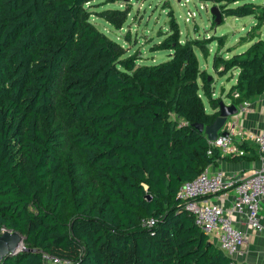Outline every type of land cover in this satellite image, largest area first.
Segmentation results:
<instances>
[{"label":"trees","instance_id":"16d2710c","mask_svg":"<svg viewBox=\"0 0 264 264\" xmlns=\"http://www.w3.org/2000/svg\"><path fill=\"white\" fill-rule=\"evenodd\" d=\"M97 1L0 0V234H19L24 248L0 264L234 262L177 198L217 161L246 158L221 157L193 126L210 125L221 102L196 55L208 56V40L182 42L173 17L153 47L167 59L139 65L89 21ZM204 1L220 25L255 19L244 51L212 58L219 77L238 70L227 95L241 106L264 93V5ZM127 15L98 12L115 29Z\"/></svg>","mask_w":264,"mask_h":264},{"label":"rangeland","instance_id":"374dc122","mask_svg":"<svg viewBox=\"0 0 264 264\" xmlns=\"http://www.w3.org/2000/svg\"><path fill=\"white\" fill-rule=\"evenodd\" d=\"M254 2L264 5V0ZM86 7L91 14L89 21L108 38L120 44L125 49L126 56L135 57L139 65L157 64L167 59L168 51H155L153 47L169 33V24L173 17L178 24L182 42L208 40L209 50L215 52L223 49L224 53L230 52V56L239 53V38L244 36L255 22L253 17H227L222 25H213L210 9L215 5L204 0H100ZM106 9L125 10L128 13L121 28L115 29L98 16V12ZM191 13L194 14L193 18ZM261 32L263 35L264 26ZM221 36H224V43L218 50V42L214 40ZM213 52L205 57L200 50H196L200 65L204 66L207 62L210 72ZM232 73L230 71L218 79H222L225 87L229 86L228 89L233 85ZM217 89L219 91V83Z\"/></svg>","mask_w":264,"mask_h":264},{"label":"built area","instance_id":"2783aa9c","mask_svg":"<svg viewBox=\"0 0 264 264\" xmlns=\"http://www.w3.org/2000/svg\"><path fill=\"white\" fill-rule=\"evenodd\" d=\"M191 14L193 18L194 14ZM233 96L237 98L238 93ZM242 105L247 107L248 102ZM221 132H226V135L219 134L214 141H209L211 148L217 149L221 157L240 158L246 155L243 146L252 144L259 155V167L251 176L236 179L222 171H212L209 166L194 180L183 183L178 189L177 198L185 203L194 224L234 261L230 264H236L235 257L240 254L245 240L243 231L236 223L246 221L258 232L263 227L259 211L264 199V130L253 132L226 123ZM228 191L234 193L230 208L209 201L211 197ZM153 225L152 219L142 221L144 227L150 228ZM42 260L45 264H67L48 256H42ZM261 264H264V258Z\"/></svg>","mask_w":264,"mask_h":264},{"label":"crops","instance_id":"0c3cea01","mask_svg":"<svg viewBox=\"0 0 264 264\" xmlns=\"http://www.w3.org/2000/svg\"><path fill=\"white\" fill-rule=\"evenodd\" d=\"M255 24V22H254ZM238 43V42H237ZM238 52L244 51L250 43L238 44ZM225 50L221 49V51H211L208 49L209 53L215 54L218 52L219 54L224 55V57H230V52L224 53ZM229 51V49L227 50ZM197 55V54H196ZM208 57V56H207ZM199 61V60H198ZM200 65V62H199ZM201 69H205L207 73L214 79V97L221 98V101L226 105H232V101L230 97H228V93L230 88L235 84L236 77L238 74V70H232V83L233 85L225 87L224 81L219 78L224 76H217L212 68L211 63V72L208 68V63L206 62L204 66L200 65ZM219 83V91L217 89V84ZM238 114L234 117L228 119L227 123L233 124L237 128L250 130L253 132H260L264 130V93L259 97L248 102V106L244 107L243 105L238 106ZM205 110L207 113L212 114L213 111L209 107L208 104L205 105ZM246 155L244 159L236 160V161H225L219 160L215 164L210 166L212 171H222L226 175L233 176L236 179H244L253 174V172L259 167V155L256 148L252 144H246ZM257 156V157H256ZM229 158V157H226ZM254 158V159H253ZM234 197L233 191H228L223 195H219L216 197H211L209 199L210 202L219 203L223 205L225 208H230L232 204V199ZM261 222L263 224L261 231H256L252 229L246 221L237 222V226L243 231L245 235L244 244L242 245L240 254L235 257V261L237 263H245V264H261L264 258V199L261 202L260 211H259Z\"/></svg>","mask_w":264,"mask_h":264},{"label":"water","instance_id":"95a60500","mask_svg":"<svg viewBox=\"0 0 264 264\" xmlns=\"http://www.w3.org/2000/svg\"><path fill=\"white\" fill-rule=\"evenodd\" d=\"M210 15L213 17L214 22L217 26L221 24V15L216 7L210 9ZM218 116L214 121L208 125L203 126L202 124H194L200 133H203L208 141H214L219 134L226 135V132H221L228 119L238 114V109L235 105H226L222 101L218 105ZM22 237L10 231H3L0 234V261L5 257L22 251Z\"/></svg>","mask_w":264,"mask_h":264}]
</instances>
